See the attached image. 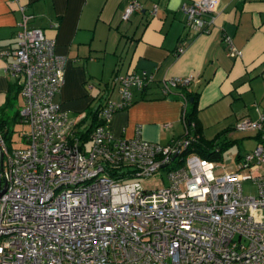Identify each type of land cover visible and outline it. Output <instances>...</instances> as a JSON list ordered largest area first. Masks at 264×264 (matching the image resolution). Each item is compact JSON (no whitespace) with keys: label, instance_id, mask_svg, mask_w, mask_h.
Instances as JSON below:
<instances>
[{"label":"built area","instance_id":"obj_1","mask_svg":"<svg viewBox=\"0 0 264 264\" xmlns=\"http://www.w3.org/2000/svg\"><path fill=\"white\" fill-rule=\"evenodd\" d=\"M217 2L182 1L183 23L205 30ZM139 8L126 0L120 18ZM18 9L14 45L0 56L10 55L3 69L16 83L17 116L26 129L23 144L11 148L0 132V264H264L263 147L239 154L236 170L213 172L214 160L187 150L191 134L164 144L142 138L137 128L131 136L113 135L109 116L130 103L131 87L150 80L144 71L112 74L119 99H104L97 110L102 122L85 145L74 133L75 119L53 100L64 57L54 51V38ZM228 52L238 53L231 45ZM188 80L168 77L160 90ZM235 127L264 140L261 112ZM160 167L161 185L127 180ZM242 178L255 193L242 191Z\"/></svg>","mask_w":264,"mask_h":264},{"label":"crops","instance_id":"obj_2","mask_svg":"<svg viewBox=\"0 0 264 264\" xmlns=\"http://www.w3.org/2000/svg\"><path fill=\"white\" fill-rule=\"evenodd\" d=\"M125 1L0 0V49L14 45L21 4L27 23L52 36L54 51L64 57L63 80L53 99L79 127L113 73L150 74L143 88H130L129 104L111 112L108 129L115 136H131L137 128L142 138L164 144L197 127L201 137H224L239 120L263 114L264 104L259 107L255 98L249 108L233 99L244 91L254 95L250 79L264 72V0H218L207 28L198 32L183 23L179 5L188 0H136L140 8L121 19ZM228 45L238 53L228 52ZM9 59L0 56V115L19 96L13 76L3 69ZM172 76L189 80L163 94L161 81ZM112 89L107 93L117 101ZM188 93L194 94L193 111L184 123ZM228 110L233 117L226 116ZM211 124L218 128L206 136Z\"/></svg>","mask_w":264,"mask_h":264},{"label":"rangeland","instance_id":"obj_3","mask_svg":"<svg viewBox=\"0 0 264 264\" xmlns=\"http://www.w3.org/2000/svg\"><path fill=\"white\" fill-rule=\"evenodd\" d=\"M251 85L253 87V93L252 91H244L242 93H245V95L239 97L236 96L233 99V102L237 103L240 107L243 108H249L247 107V102L251 101L252 98H255V101L257 102L258 106L261 107L264 104V72L260 75L258 74V77L252 78ZM114 92V89H112ZM116 91V90H115ZM112 92V93H113ZM112 96V94H109L108 96ZM254 96V97H253ZM231 99V98H230ZM54 100V99H53ZM21 106V99L18 95L13 97L8 103L7 107L3 110L1 114H6V122L5 127L6 131L4 137L5 144L8 148L20 146L23 144L22 142V133L25 131L26 126L25 124L18 119V116L15 114L16 110H19V107ZM230 112L227 113L226 116L231 115L233 117V111L228 110ZM222 120V119H219ZM222 122L225 123L223 120ZM227 122V121H226ZM223 125L220 124V126ZM209 132L206 136L212 135V129L218 128L216 125L207 126ZM74 129H76V126H74ZM215 130V129H214ZM253 129H235L229 130L227 132L226 137L227 138H235L234 140H231L229 143H227L223 148L219 150L218 158L214 160V167L213 172H222V171H232L236 170L237 167V160L235 159V155L237 152L239 154L244 153L245 151L251 150V148L255 144H259L264 149V140L261 141L257 139L254 135ZM223 135L218 136V140L222 139ZM89 144V139L87 138L85 140V145ZM241 174H247V170L239 169ZM134 179L138 180L139 183L143 188H152L154 185H161L165 183V167H160L156 169L155 171L151 172L147 175H137L134 177H129L127 180ZM126 180V179H125ZM241 189L243 192H249V193H255V187L254 184L251 182L249 178H242L240 180Z\"/></svg>","mask_w":264,"mask_h":264},{"label":"trees","instance_id":"obj_4","mask_svg":"<svg viewBox=\"0 0 264 264\" xmlns=\"http://www.w3.org/2000/svg\"><path fill=\"white\" fill-rule=\"evenodd\" d=\"M112 86L110 85V82L106 83V91L105 93H103V95H101V97L98 100V103L96 105L95 108L90 109L87 111V122L85 123V125H82L81 127H79L78 125H76V129H74V133L77 137H79L82 140H86L87 136H88V132L90 131V129L97 123H101L102 119L100 116H98L97 114V110L99 109V106L102 104V102L104 101V99L106 97H108V93L107 91L111 88ZM193 97L194 94L193 93H188L187 94V98H191L190 99V107L185 111L184 115H183V121L184 123L189 122L190 119V115L192 113V107H193ZM15 114L17 115V110L15 112ZM263 123H264V107H263ZM6 114H1L0 115V132L2 134V136H5V131H6V127H5V122H6ZM75 124V123H74ZM188 124V123H187ZM75 126V125H74ZM193 132L191 135V139H190V143L189 146L187 147L188 149L193 150L194 152H196L197 154L211 159V160H215L218 158V153L219 150L221 148H223L227 143H229L231 140H234L235 138H227L226 136H224L222 139L218 140L216 136L211 137V138H204L201 137L200 135L197 134L198 128L197 127H193ZM184 133V132H183ZM182 133V134H183ZM180 134V135H182ZM185 134H189L188 132H185ZM257 139L258 138V133L254 130V134H253ZM179 136V135H178ZM263 141V139L261 140ZM239 156V152L236 153L235 155V159Z\"/></svg>","mask_w":264,"mask_h":264}]
</instances>
